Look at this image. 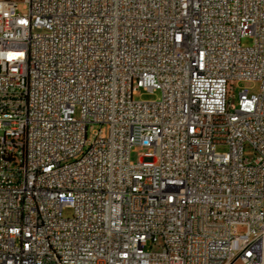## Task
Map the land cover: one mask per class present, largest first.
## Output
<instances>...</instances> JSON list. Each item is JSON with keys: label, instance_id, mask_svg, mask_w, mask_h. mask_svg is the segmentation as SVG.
I'll list each match as a JSON object with an SVG mask.
<instances>
[{"label": "built area", "instance_id": "built-area-1", "mask_svg": "<svg viewBox=\"0 0 264 264\" xmlns=\"http://www.w3.org/2000/svg\"><path fill=\"white\" fill-rule=\"evenodd\" d=\"M0 264H264V0H0Z\"/></svg>", "mask_w": 264, "mask_h": 264}, {"label": "rangeland", "instance_id": "rangeland-1", "mask_svg": "<svg viewBox=\"0 0 264 264\" xmlns=\"http://www.w3.org/2000/svg\"><path fill=\"white\" fill-rule=\"evenodd\" d=\"M245 45H251L253 43V40L249 37L244 38L242 41ZM244 87H249L250 88V93L251 94H257L259 92L260 89V83L259 82H235L233 84V89L231 90L230 93V100H231V104L237 106L238 105V101H239V93L241 91V89H243ZM160 96V92L159 91H155L154 93H150L149 91H146L144 89H140L139 93L135 96L136 99H143V100H152V99H157ZM103 127L106 128V126L102 125ZM94 128H99L98 125H96ZM219 150H225L224 147H220ZM147 151V148L145 147H141V146H134L133 150L131 152V159L133 161H138L142 154L145 153ZM245 157L252 159L253 158V150L247 146L245 148ZM66 215H70L72 214L71 210H67L65 211ZM241 231H243V229H240Z\"/></svg>", "mask_w": 264, "mask_h": 264}]
</instances>
